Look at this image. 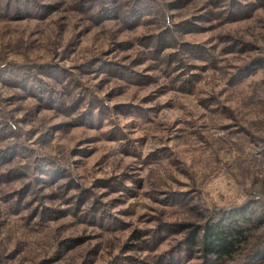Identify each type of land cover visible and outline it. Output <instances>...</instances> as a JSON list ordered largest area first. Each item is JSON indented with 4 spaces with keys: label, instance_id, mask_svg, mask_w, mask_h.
Listing matches in <instances>:
<instances>
[{
    "label": "rangeland",
    "instance_id": "rangeland-1",
    "mask_svg": "<svg viewBox=\"0 0 264 264\" xmlns=\"http://www.w3.org/2000/svg\"><path fill=\"white\" fill-rule=\"evenodd\" d=\"M221 219L264 264V0H0V264H225Z\"/></svg>",
    "mask_w": 264,
    "mask_h": 264
},
{
    "label": "trees",
    "instance_id": "trees-1",
    "mask_svg": "<svg viewBox=\"0 0 264 264\" xmlns=\"http://www.w3.org/2000/svg\"><path fill=\"white\" fill-rule=\"evenodd\" d=\"M236 212L244 218L247 211L242 209ZM247 231L248 229L244 226L236 225L229 228L228 225L224 224V219H221L204 227L191 228L189 236L186 238V243H202L206 256H214L217 260H221L227 264L241 250L242 244L247 240ZM198 233V236H201L200 239H197ZM134 237L139 239L141 233L136 232Z\"/></svg>",
    "mask_w": 264,
    "mask_h": 264
}]
</instances>
